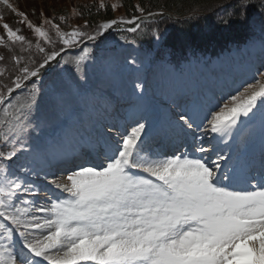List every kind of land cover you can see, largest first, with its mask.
Returning a JSON list of instances; mask_svg holds the SVG:
<instances>
[{"label":"snow or ice","instance_id":"snow-or-ice-1","mask_svg":"<svg viewBox=\"0 0 264 264\" xmlns=\"http://www.w3.org/2000/svg\"><path fill=\"white\" fill-rule=\"evenodd\" d=\"M0 6L27 21L10 0ZM141 19H111L91 33L79 27L61 32L54 24L59 50L48 32L27 21L53 46L37 44L39 58L19 69L15 89L30 90L3 109L0 120V264H264L260 79L235 95L225 91L227 85L218 95L216 89L185 93L164 109L138 92L110 122L85 126L81 120L77 126L66 119L58 136L38 143L27 134L31 111L44 94L45 70L63 55L79 85L87 76L83 61L96 56L114 26L126 23L135 34ZM3 29L8 41H26L8 23ZM115 68L113 56L98 57L101 75ZM49 95L54 115L67 116L70 100L85 90L59 77ZM5 100L0 93V104ZM51 189L67 195L38 200Z\"/></svg>","mask_w":264,"mask_h":264},{"label":"rangeland","instance_id":"rangeland-1","mask_svg":"<svg viewBox=\"0 0 264 264\" xmlns=\"http://www.w3.org/2000/svg\"><path fill=\"white\" fill-rule=\"evenodd\" d=\"M14 7L19 10H25L27 13V21H30L34 26L42 27L46 32L49 33L51 40L54 42L55 47L59 48L62 45V40L57 36L55 29L53 28L54 24H59L61 32H70L73 29L79 27L82 30L89 31L90 33L93 30H96L98 26L94 29L95 26L88 24L89 27L85 29L84 22L79 19V13L76 9V5L80 0H10ZM101 3V0H97ZM105 4L111 6L117 19H125L123 14V8L120 0H103ZM25 7V8H24ZM30 7V9H29ZM19 9V10H18ZM9 10H4L3 6H0V17L3 18L9 16ZM153 15L157 13L152 12ZM3 15V17L1 16ZM258 16V11L254 13V16L251 20L253 27L257 26V20L255 19ZM0 18V23L4 21ZM22 20L23 18L20 17ZM4 19V18H3ZM21 30L24 32L26 41L24 43L16 42L15 54H17L16 59L13 60V55L9 54V48L6 46L0 47V74L6 72L10 66L12 69L9 75L18 74L19 69L23 66H30V63L33 60L39 58L40 53L37 49V44L46 49H51L53 45L49 44L47 40L42 37H39L34 28L28 27V22H21ZM61 22L62 26L60 23ZM108 22V21H107ZM106 23L105 21L101 24ZM170 22H166L165 25L160 23L161 26L153 27L149 36L154 39L156 43L163 39L164 35L168 32ZM100 25V24H99ZM14 30L19 29V27H13ZM143 28L138 32L139 34H144ZM146 31V30H145ZM6 31L0 28V37L4 36ZM255 42V41H254ZM91 46V45H87ZM237 50V49H236ZM234 54L233 59L238 58H247V54L239 55L238 51ZM77 50L73 49L72 52ZM69 53V55L72 54ZM264 53L263 49H256L254 59L260 58L258 64L252 67L255 76L249 79L246 83H255L256 79H260L264 82V56L261 55ZM82 55V53H80ZM108 54L114 57L116 68L115 71L109 75H101L97 70L98 57L100 55ZM229 53L226 54L223 58V61L217 63L216 66H219L213 69V73L209 76L212 66L208 67L209 70L204 68V62L188 61L187 65L180 61L177 64L170 63L169 59L156 58L153 53L147 50H144L138 46V44L128 38L126 35H121L117 33L110 32L105 37L104 41L100 43L99 50L96 52L94 58H86L83 63L87 65V76L85 79H81L79 85H77L76 80L73 76L74 65L69 63L68 66L63 64V55L61 57L60 64H53L50 71H47L43 76L42 89L43 95L40 96L38 104L32 109L30 116V123L27 128V134L30 135L32 143H38L41 140L49 139L60 134V127L62 122L66 119L69 123L75 122L79 126L80 121L82 120L84 125L90 121L102 120L105 122H110L113 119L119 118L125 110L129 107V104L132 100L135 99L134 93L143 92L146 100L158 106L160 109L168 107L171 103L173 97L181 96L185 93L202 91V86L200 89H196V81L200 84H214V88L217 90V95L219 94V88H217L216 75L222 77L226 72L232 62V54L229 56ZM230 58L229 61L227 58ZM12 61V62H11ZM234 61V60H233ZM11 62V63H9ZM233 64V63H232ZM234 65V64H233ZM180 68V70H179ZM184 71V72H183ZM189 71V76L187 77L186 84L183 83L182 77L183 73ZM192 71H195V75L192 74ZM183 72V73H182ZM224 74H223V73ZM62 77L63 80L70 85L73 89L77 87H82L85 90V95L76 100H70L69 109L67 111V116L65 112L59 113L58 116L54 115V109L52 104V99L49 95V89L52 87L53 82L58 80L59 77ZM19 75V74H18ZM240 78L243 80L237 81V84L230 85L225 88L226 92L230 95L237 94V90L243 91L244 86V77ZM211 78V79H210ZM15 80V78H14ZM212 81V82H210ZM192 82V84H191ZM185 84V86H184ZM194 84V89L193 85ZM30 85L27 89H15V86L12 87L14 91L12 93H7L5 95L6 100L4 103L0 104V120L5 118V113L3 109L8 108L9 104H15L17 98L19 97L23 100V97L28 94L30 90ZM195 90V91H193ZM112 91V94H111ZM187 91V92H186ZM179 94V95H178ZM211 94V93H209ZM121 101H124V104H121ZM224 99L220 100V104L224 103ZM75 107L77 110L75 112L71 109ZM218 110V109H216ZM11 111V108H9ZM39 125V127H36ZM130 130V129H129ZM3 129H0L2 132ZM59 175V173H57ZM66 176V173H64ZM40 184L46 183L45 181H39ZM43 193V194H42ZM39 195L38 200L43 202L45 196L51 195L52 197H64L67 194L62 193L60 190L51 189L50 192L42 191Z\"/></svg>","mask_w":264,"mask_h":264},{"label":"trees","instance_id":"trees-1","mask_svg":"<svg viewBox=\"0 0 264 264\" xmlns=\"http://www.w3.org/2000/svg\"><path fill=\"white\" fill-rule=\"evenodd\" d=\"M125 18L131 19L142 13L155 10H166L174 15V18H161L141 23L144 34L129 33L126 30H118L119 33H126L135 39L139 44L147 49L152 48L155 41L149 36L153 27L165 25L170 22L168 32L160 42L156 55L166 56L175 60L178 57H187L188 54H207L216 57L217 52L228 44H241L251 32L250 19L252 14L258 11L260 24L264 25V0H120ZM11 2V1H10ZM12 3V2H11ZM105 7L100 8V2L97 0H80L76 5L79 13V19L85 23L92 24L94 29L104 20L115 17L111 6L103 2ZM246 5L241 7V4ZM14 6V5H13ZM25 8V7H24ZM143 8L141 12L139 9ZM30 9V7H29ZM19 10V9H18ZM25 12V10H19ZM9 16L1 18L4 23L11 27H19L18 34L23 35L19 15L10 12ZM0 28L3 29V24ZM23 23V22H22ZM61 24V22H58ZM62 26V24H61ZM142 30V32H143ZM146 30V31H145ZM0 47L9 48V54H15L16 42L8 41L6 33L0 37ZM57 50L59 48H56ZM12 62V61H11ZM9 62V63H11ZM12 66L0 74V93L4 96L8 88L14 86V73L9 75ZM9 71V73H8Z\"/></svg>","mask_w":264,"mask_h":264},{"label":"water","instance_id":"water-1","mask_svg":"<svg viewBox=\"0 0 264 264\" xmlns=\"http://www.w3.org/2000/svg\"><path fill=\"white\" fill-rule=\"evenodd\" d=\"M144 18H148V16H145Z\"/></svg>","mask_w":264,"mask_h":264},{"label":"bare ground","instance_id":"bare-ground-1","mask_svg":"<svg viewBox=\"0 0 264 264\" xmlns=\"http://www.w3.org/2000/svg\"><path fill=\"white\" fill-rule=\"evenodd\" d=\"M111 94H112V91H111Z\"/></svg>","mask_w":264,"mask_h":264}]
</instances>
